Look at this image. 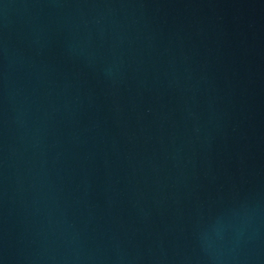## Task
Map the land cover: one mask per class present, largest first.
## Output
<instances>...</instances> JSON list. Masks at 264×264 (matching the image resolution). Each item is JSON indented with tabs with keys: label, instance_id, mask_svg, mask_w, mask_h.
<instances>
[{
	"label": "water",
	"instance_id": "1",
	"mask_svg": "<svg viewBox=\"0 0 264 264\" xmlns=\"http://www.w3.org/2000/svg\"><path fill=\"white\" fill-rule=\"evenodd\" d=\"M0 264H264V0H0Z\"/></svg>",
	"mask_w": 264,
	"mask_h": 264
}]
</instances>
